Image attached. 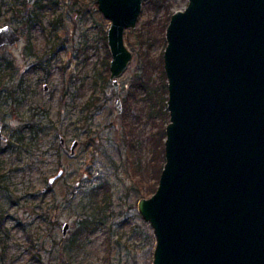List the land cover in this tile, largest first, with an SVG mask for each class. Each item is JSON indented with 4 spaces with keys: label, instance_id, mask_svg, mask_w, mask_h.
I'll list each match as a JSON object with an SVG mask.
<instances>
[{
    "label": "rangeland",
    "instance_id": "374dc122",
    "mask_svg": "<svg viewBox=\"0 0 264 264\" xmlns=\"http://www.w3.org/2000/svg\"><path fill=\"white\" fill-rule=\"evenodd\" d=\"M23 1L0 0V27L23 26L12 8L23 9L27 17L36 7V2L29 6ZM39 1L42 22L33 29L32 40L40 51L57 47L51 61L32 69L33 60L24 55L28 34H22L15 46L0 47V55L14 61V82L23 77L26 83L15 114L9 97L1 96L7 100L0 102V122L8 138L0 140V264H148L156 238L138 202L150 197L157 183L163 160L160 120L158 115L149 118V109L141 104L133 105L126 115L124 99L149 45L153 84L159 83L158 55L163 54L164 67L167 44H163L166 31L161 29V19L167 18V9L173 14L184 10L189 1L164 0L155 5V0H145L136 27L125 30L132 59L118 78L121 112L113 83L103 82V76H110L106 62L110 68L111 22L97 0ZM93 95L97 108L84 109ZM153 106L158 110L156 103ZM34 111L37 118H44V131L25 136L21 143L12 135L20 134V117ZM130 121L131 129L126 126ZM75 140L79 145L72 154ZM60 170L63 173L51 183ZM96 192L95 198L107 208L106 223L90 235L86 247L70 250L77 221L93 212L90 195ZM66 222L70 227L64 235Z\"/></svg>",
    "mask_w": 264,
    "mask_h": 264
},
{
    "label": "water",
    "instance_id": "95a60500",
    "mask_svg": "<svg viewBox=\"0 0 264 264\" xmlns=\"http://www.w3.org/2000/svg\"><path fill=\"white\" fill-rule=\"evenodd\" d=\"M188 1L166 28L165 164L138 202L154 229L153 264H264V0ZM97 2L111 20L109 79L121 112L118 78L132 59L124 33L145 0ZM18 40L0 28V45Z\"/></svg>",
    "mask_w": 264,
    "mask_h": 264
},
{
    "label": "trees",
    "instance_id": "16d2710c",
    "mask_svg": "<svg viewBox=\"0 0 264 264\" xmlns=\"http://www.w3.org/2000/svg\"><path fill=\"white\" fill-rule=\"evenodd\" d=\"M156 4H161L164 0H155ZM161 6V5H160ZM168 15L167 18L165 16V18L162 20L161 19V29L162 31L165 33L166 28L169 24L170 18L172 13H168V9L165 12V15ZM41 21V19H40ZM42 22V21H41ZM106 39V37H105ZM163 44H166L167 41L165 39V36L163 38ZM146 49V54H147V58H143V59H139V63H141V65L139 66V68L137 69V71L135 72L133 78L131 79V83L129 85V89L126 90V95H125V114L131 112V107L135 104H141L144 107H147V109H149V118L150 117H154L158 118L159 120V124L161 127V131L159 133V140H161V149H162V163L159 166V174L157 176V183L155 184V186L152 188L151 191H149L148 195H152L157 187H158V183H159V178H160V174L161 171L163 169L164 163L165 162V153H164V149H165V145H164V140L166 137V125L167 123L170 121V113L167 109V100H168V83H167V76L163 67V54L160 53L158 55V59H159V65H160V71H161V76L160 79H158L159 83H154L153 84V78H152V68L150 66V63H152V56H151V47L150 45L145 48ZM109 70V64H107L106 62V72ZM103 82H105V85H107L108 81H109V76L108 74L103 76ZM96 98L95 96H91L90 99L87 100L86 104L83 105V108H86L88 110H92L94 106H96ZM153 103L157 104V108L158 110H153L154 106ZM135 107V106H134ZM95 108V109H96ZM130 111V112H129ZM148 111V110H147ZM128 114V115H129ZM127 115V114H126ZM153 118V119H154ZM83 119L88 121V115H84ZM133 118L131 117V120ZM34 121H36V118L32 119ZM45 123L44 118L40 117V119H37V123L36 125H38V127L42 128L43 124ZM127 128H132V126H134L133 121H130L127 123ZM42 130V129H41ZM43 131V130H42ZM16 135V134H15ZM32 135H36L35 133ZM15 139H18L19 142L23 143L25 141V138L22 134H17V137L14 136ZM34 136L32 137V141H33ZM132 139H128V141L130 142ZM11 144H13V142H11ZM2 168L0 167V170ZM95 194L98 195V193H94L92 195H90V199H91V207L93 212L91 213H86V214H82L81 218L77 221V234L71 239L70 241V250H80L84 247L87 246L88 241L87 239L90 237V235L101 225H104L106 223V217H107V208L103 207L100 205V200L95 198ZM2 215V214H1ZM148 264H153V257H151L150 261Z\"/></svg>",
    "mask_w": 264,
    "mask_h": 264
},
{
    "label": "flooded vegetation",
    "instance_id": "af4514ba",
    "mask_svg": "<svg viewBox=\"0 0 264 264\" xmlns=\"http://www.w3.org/2000/svg\"><path fill=\"white\" fill-rule=\"evenodd\" d=\"M34 2H36V7L33 8L32 11H29L30 14L27 17L22 15L23 9L14 8V7L12 8L14 11V16H16L19 20H21V22L23 23V26H21L20 29L15 28L10 24H5V25H2L1 27L6 26V25L11 26L20 36V40H18L14 44L0 45V47L15 46L16 44H18L22 41V39H23L22 34H24V35L28 34V44L26 46L24 55L33 60L32 64H31L32 69L38 70L39 68H43V65H46V63L48 64L51 61L53 53L55 52V50H57V47H55V45H54L51 49L50 48L44 49L43 51L36 49V47L33 43V40H32V38H33L32 37V31L34 28L38 27L42 21V16H40L42 6L39 4L40 3L39 0H24L23 4L28 3V5L30 6ZM40 19H41V21H40ZM14 68H15V66H14L13 59H9L7 57L0 55V102L7 100V99L2 98L1 96L9 97L12 100V102L15 104V107L11 108L10 111H12L15 114V112L18 111V110H16L17 105H19L21 103V99H22L21 91H25L26 83H25V79L23 77H21V79H19L17 82H14V80H15L13 77L14 76ZM44 89L48 90L47 84L44 85ZM0 109H2L1 106H0ZM84 109H86V108H84ZM20 118H21V120H23L21 127H20V134H22L24 137L28 136V135H32L34 133L37 135L41 129L43 130V127L40 128V127H38V125H36L37 119H40V118H37V114L35 111L30 116H26L24 118L22 115ZM34 118H36V121L32 120ZM1 127H2L3 134L6 135L5 131H4L3 123H1ZM17 133H19V132H17ZM12 136L14 137V135H12ZM0 140L4 141L2 138H0ZM61 144L63 146H66V142H63ZM9 145H12V144L9 143ZM0 153H2L1 149H0Z\"/></svg>",
    "mask_w": 264,
    "mask_h": 264
}]
</instances>
